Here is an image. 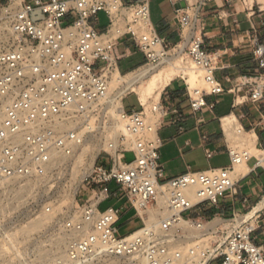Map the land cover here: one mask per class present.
Here are the masks:
<instances>
[{"label":"built area","instance_id":"1","mask_svg":"<svg viewBox=\"0 0 264 264\" xmlns=\"http://www.w3.org/2000/svg\"><path fill=\"white\" fill-rule=\"evenodd\" d=\"M182 1L171 0L176 20L192 35L201 10L212 0H200L186 9L180 6ZM36 13L44 19L34 21ZM101 14L107 18L105 26ZM0 25L3 182L34 176L55 153L75 158L88 136L101 129L105 134L111 119L107 100L112 98L115 82L121 84L124 77L118 51L122 42L133 43L145 56L143 67L163 64L172 48L182 45L172 46L156 34L147 0H7L0 5ZM258 30L255 27L249 39L260 74L230 78L231 88H226L217 77L219 54L209 51L203 37H193L185 50L203 72L205 87L192 88L186 82L188 107L165 112L161 101L150 110L142 103L139 110L130 112L123 107L119 117L124 132L108 143L106 162L95 165L85 176L80 217L65 224L74 237L68 243L66 260L58 264H100L106 258L121 264H264V245L254 239L264 221L262 210L230 219L207 220L195 215L200 204L218 206L235 188L237 170L255 158L243 140L248 131L237 117L220 119L223 132L229 134L227 119L234 116L231 127H235L232 136L236 137L228 148L230 164L224 168L188 172L163 181L159 136L165 116H172L174 124L183 122L213 109L208 98L218 101L227 94L233 96L235 108L255 106L259 120L253 131H264V44ZM9 36L11 41L5 44ZM67 121L73 123L61 128ZM129 152L134 154L131 162L126 161ZM255 166L264 172V155L256 157ZM112 183L126 191L143 221L142 227L127 235L118 227L119 209L100 210L112 196ZM189 189L195 190L194 198L188 195ZM155 208L160 211L158 225H148L143 213Z\"/></svg>","mask_w":264,"mask_h":264},{"label":"crops","instance_id":"2","mask_svg":"<svg viewBox=\"0 0 264 264\" xmlns=\"http://www.w3.org/2000/svg\"><path fill=\"white\" fill-rule=\"evenodd\" d=\"M7 0H0V4ZM142 1V0H136ZM150 4V19L157 35L165 38L172 46L188 44L193 37H203L209 51L219 54L218 79L226 88H231L228 79L235 80L243 75L260 74L249 35L257 27L261 43L264 44V0H212L207 8L201 10L199 19L194 25L192 35L188 30H182L176 20L175 7L171 0H147ZM200 0H184L180 6L192 8ZM154 12L155 23L152 22ZM254 14V15H253ZM188 37H187V36ZM191 37V38H190ZM189 38V39H188ZM122 56L121 66L130 65L128 71H135L146 63L145 56L131 42L124 41L118 48ZM141 57L140 63L135 60ZM185 89L180 82L172 81L161 94L160 101L164 111L172 109L183 110L188 107ZM137 107L127 109L129 97L124 98L123 107L126 111L139 110L141 104L133 98ZM213 109L205 110L197 116H191L183 122L174 124L172 116H165L159 136L163 142L160 150V163L164 170L163 181H168L188 172H202L229 166L228 148L236 142V137L223 132L220 119L234 115L239 123L248 131L244 136L246 145L251 148L255 158L236 172L235 188L220 199L218 206L203 203L197 206L195 215L211 220L213 218L230 219L235 214L262 210L264 213V172L256 168V157L264 155V131L255 129L259 120V111L255 106L234 107V98L227 94L208 98ZM233 116V117H234ZM133 153H126V156ZM106 157L98 160L104 164ZM112 196L105 203L121 211L119 230L131 232L143 226L140 215L131 207L126 191L115 183L110 185ZM255 242L264 245V221L261 228L254 234Z\"/></svg>","mask_w":264,"mask_h":264},{"label":"rangeland","instance_id":"3","mask_svg":"<svg viewBox=\"0 0 264 264\" xmlns=\"http://www.w3.org/2000/svg\"><path fill=\"white\" fill-rule=\"evenodd\" d=\"M32 18L34 21H39L44 19V16L41 13H36ZM100 18L102 26H105L108 22L106 16L101 14ZM154 21L153 12L152 22L155 23ZM10 41L9 36V40L5 44L10 43ZM174 50L175 47L172 48L169 58L174 55ZM141 60L140 57L135 60V63L138 64ZM179 64L194 67L196 71L193 70L187 75L179 74L174 79L176 82L182 83L184 89L186 82L192 88L205 87L203 72L187 56L186 50H184ZM165 66L167 64L163 62L156 67L160 69ZM121 69L125 72V74L123 73L124 77L137 71H128L130 69L128 64H123ZM126 81L127 79L123 81L124 83L122 82L123 84L114 86L111 97L114 94L125 93L122 102L124 98L129 97L126 105L127 109L131 110L137 107L133 98L136 97L140 104L142 102L138 93L128 90ZM159 101L160 98L153 97L147 103L142 104L150 110ZM113 123V119H110L109 125L105 128L107 135L101 134V131L103 132L101 128L104 127L101 125L99 126V128L101 127L99 133L90 139L92 143L100 145L99 148H102L96 158H94L93 153L85 154L80 158L81 151H77L75 158H65L49 168L39 170L30 178L14 182H0V264H58L66 260L67 246L74 236L66 231L65 224L72 218H79L83 180L98 164V160L106 157L105 151H109L106 145L110 142L109 140H113L108 136ZM103 143L104 146H102ZM133 160L134 156L131 154L126 156L127 162ZM243 169L244 167L239 168V170ZM109 207L111 204L105 203L100 206V210L105 211ZM158 211L159 209L155 208L143 213V215L147 214L148 216L146 218L147 223L155 224L159 220V217H156L160 214ZM153 217L154 220L158 219L154 221ZM150 219L152 221H149ZM153 221L154 223H151ZM130 231L122 229L120 233L127 235ZM63 255L65 258L62 257ZM109 259H102L100 264H121L117 259L108 261Z\"/></svg>","mask_w":264,"mask_h":264},{"label":"bare ground","instance_id":"4","mask_svg":"<svg viewBox=\"0 0 264 264\" xmlns=\"http://www.w3.org/2000/svg\"><path fill=\"white\" fill-rule=\"evenodd\" d=\"M2 28H3V26L0 25V34H1ZM2 39L5 40V37L2 36ZM189 41H190V39L187 42H189ZM186 46H187V44H182L177 49L174 50L175 51L174 55L171 58H167L164 61L167 64V66L162 67L160 69H158L156 66L155 67H143L140 70H137L135 73H131V74L123 77L122 81L127 79L128 82L126 81V83H127L128 90H133V92L138 93L140 96V100L143 104L147 103L148 100L153 98V97H157V99H159L162 91L167 86H169V84L179 74L187 75L189 72H193V70H195L194 67H191V66L186 67L184 65L179 64V60H181ZM117 84H118V82L116 81L115 86ZM125 90H126V88H125ZM119 92H120V90H119ZM124 94L125 93H120L117 95L114 94V96L112 98H109L107 100L109 102V107H110L109 117L111 119H113V122H114L113 126H111L109 129L110 131H109L108 136L113 138V140H115V141L118 138L115 136H119L120 134H122L124 132V125H123V123L119 117L120 113L123 111L122 97ZM233 119H234V117L227 119V122L229 125V130H231V132L229 134L231 136L233 135V132H235V127H231ZM1 120H2V116L0 115V122H1ZM72 123L73 122L67 121L66 123H61L60 126H61V128L65 129V128L70 127V125ZM92 136L93 135L88 136L86 138L85 142L79 148H77V151H81V153L79 155L80 158L83 155L88 154V153H93L94 158H96L99 155L100 149H102V148H99L100 145H95L94 143H92L90 141ZM107 140H109V139H107ZM106 142H105V144H106ZM102 146H104V143ZM65 158H67L65 155L55 153L53 155L51 161L48 164L43 165L41 168L42 169H45L47 167L49 168L50 166H53L56 163L61 162V160H64ZM37 172H38V170L35 171V174ZM0 182H2V181H0ZM187 193L191 198H194V196H195V190L194 189H189L187 191ZM158 213H160V212L158 211ZM159 216H156V217H159ZM78 217H80V214ZM152 219L154 220V217ZM157 219H155V220H157ZM149 221H152V220L150 219ZM154 221L151 223H154ZM148 224H150V223L148 222ZM157 225H158L157 222H156V224H153V226H157ZM62 257L65 258L64 255Z\"/></svg>","mask_w":264,"mask_h":264},{"label":"trees","instance_id":"5","mask_svg":"<svg viewBox=\"0 0 264 264\" xmlns=\"http://www.w3.org/2000/svg\"><path fill=\"white\" fill-rule=\"evenodd\" d=\"M121 70H122V69H121ZM122 73H124V74H125V72H123V71H122Z\"/></svg>","mask_w":264,"mask_h":264}]
</instances>
